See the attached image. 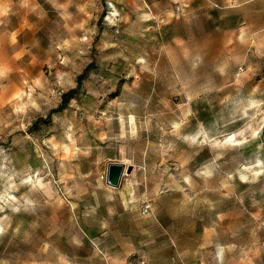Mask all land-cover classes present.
I'll use <instances>...</instances> for the list:
<instances>
[{
	"label": "rangeland",
	"instance_id": "rangeland-1",
	"mask_svg": "<svg viewBox=\"0 0 264 264\" xmlns=\"http://www.w3.org/2000/svg\"><path fill=\"white\" fill-rule=\"evenodd\" d=\"M0 264H264V0H0Z\"/></svg>",
	"mask_w": 264,
	"mask_h": 264
},
{
	"label": "water",
	"instance_id": "water-1",
	"mask_svg": "<svg viewBox=\"0 0 264 264\" xmlns=\"http://www.w3.org/2000/svg\"><path fill=\"white\" fill-rule=\"evenodd\" d=\"M131 165H125L122 162H109L106 167V184L112 187H117L124 174L130 173Z\"/></svg>",
	"mask_w": 264,
	"mask_h": 264
},
{
	"label": "trees",
	"instance_id": "trees-1",
	"mask_svg": "<svg viewBox=\"0 0 264 264\" xmlns=\"http://www.w3.org/2000/svg\"><path fill=\"white\" fill-rule=\"evenodd\" d=\"M86 75H87V70H84L83 73L79 76L80 82H82V80L86 77ZM78 90H79V88H77L75 90H71L70 92L64 94V96L65 97L67 96L66 98H68V95L72 96V95H74L73 92L78 91Z\"/></svg>",
	"mask_w": 264,
	"mask_h": 264
}]
</instances>
